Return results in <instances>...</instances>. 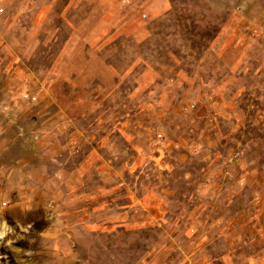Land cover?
<instances>
[{"label": "rangeland", "instance_id": "1", "mask_svg": "<svg viewBox=\"0 0 264 264\" xmlns=\"http://www.w3.org/2000/svg\"><path fill=\"white\" fill-rule=\"evenodd\" d=\"M121 1L0 0V264H264V0Z\"/></svg>", "mask_w": 264, "mask_h": 264}, {"label": "crops", "instance_id": "2", "mask_svg": "<svg viewBox=\"0 0 264 264\" xmlns=\"http://www.w3.org/2000/svg\"><path fill=\"white\" fill-rule=\"evenodd\" d=\"M57 0H51V3L49 4V6L46 9V13L48 11L49 14H58V12H56L55 9V4H56ZM121 0H66L65 3V9H64V13H61V16H66V21H68L67 16L68 13L70 11L73 12V10H75V8H79V6L82 4V6H85V8H81V14L82 15H93L95 14V8L92 9L90 8L91 5H93V7H98L100 8V21L103 23V25L101 26V30L105 31V29H107L106 33H95L94 36H107V35H111L112 33H114L116 30L119 29V25L121 23L120 18L118 17V19L115 17L116 12L114 8H119L121 5ZM164 2V0H156V4H158L159 6H161V4ZM36 8L40 9L41 8V4L36 5ZM17 14L13 17V19H20L21 18V5H19V8L17 10ZM45 13V14H46ZM42 15L38 14L37 17V21H42ZM52 19V17H51ZM208 181L204 182L203 185L206 186ZM202 186V184H201ZM204 192V191H203ZM202 193L203 198L201 200H206L204 198V193ZM87 198V195H80V196H76V199L81 200V205L77 206V205H72L69 207V209H67V212L72 213H80L82 214L81 216V220L79 222H77V224L74 225H69V227L67 228H71V230L75 227L77 229H80L81 231H86L89 232L90 230V223L88 222V218L87 215L89 213V206L87 204H84V199ZM149 200L151 201L150 206H151V210H152V216H154L155 214H158L161 212V210L164 208V202H163V198L161 199L158 195H154L152 194L151 197H149ZM204 201L202 205H200V207L198 208V218L200 219V223H204V214L206 212V209L208 208L207 205L205 204ZM131 206V204H128ZM100 207V206H99ZM164 210H162L163 212ZM69 213V214H70ZM204 217V218H203ZM63 221H58V223L55 225V234H54V238L51 241V245L53 247V253H54V257L56 258V261L58 263H64V264H88V259L87 257L81 252L78 251L76 247H81L84 244V240H83V232H80V234L74 235V237H68L67 233L64 235L62 230H63ZM216 225V222H212L210 225ZM202 243H204V237H200L199 240V244L201 245ZM202 246V245H201ZM73 248V249H72ZM64 251H66V253H64ZM109 260V259H108ZM111 261V260H109ZM121 261V259H120ZM207 261H211V258H209L208 256H206L205 254H201L199 256L198 259H195V264H206L205 262ZM114 262H119V259L117 257L114 258ZM129 262L130 264H137V259L134 258L132 255H129ZM144 264H149L147 261H144Z\"/></svg>", "mask_w": 264, "mask_h": 264}, {"label": "clouds", "instance_id": "3", "mask_svg": "<svg viewBox=\"0 0 264 264\" xmlns=\"http://www.w3.org/2000/svg\"><path fill=\"white\" fill-rule=\"evenodd\" d=\"M3 224H5V225H7V223H6V221H3ZM9 226L7 225V228H8ZM12 232H13V230H12ZM9 234V232L8 231H0V239H3L5 236H7Z\"/></svg>", "mask_w": 264, "mask_h": 264}]
</instances>
